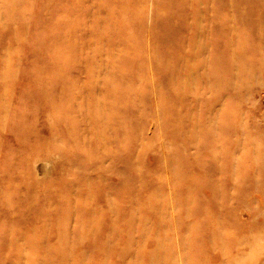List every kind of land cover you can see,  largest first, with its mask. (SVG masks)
<instances>
[{"label": "rangeland", "instance_id": "obj_1", "mask_svg": "<svg viewBox=\"0 0 264 264\" xmlns=\"http://www.w3.org/2000/svg\"><path fill=\"white\" fill-rule=\"evenodd\" d=\"M0 264H264V0H0Z\"/></svg>", "mask_w": 264, "mask_h": 264}]
</instances>
